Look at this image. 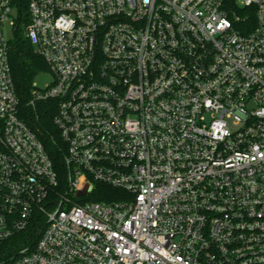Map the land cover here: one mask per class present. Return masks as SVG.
Here are the masks:
<instances>
[{"label":"built area","instance_id":"obj_1","mask_svg":"<svg viewBox=\"0 0 264 264\" xmlns=\"http://www.w3.org/2000/svg\"><path fill=\"white\" fill-rule=\"evenodd\" d=\"M27 1L62 165L0 0V243L38 238L10 264H264V0Z\"/></svg>","mask_w":264,"mask_h":264},{"label":"trees","instance_id":"obj_2","mask_svg":"<svg viewBox=\"0 0 264 264\" xmlns=\"http://www.w3.org/2000/svg\"><path fill=\"white\" fill-rule=\"evenodd\" d=\"M17 11L20 16V28L16 33V38L12 42L10 52V63L16 90L22 100V108L29 121L38 128L41 138L51 149L52 153L62 165V155L58 150L60 138L53 123L56 109L53 104H38L36 108L28 106L31 99V91L35 78L41 72H47L48 66L41 56H39L24 36V25L28 22V1L15 0ZM245 16V13H241ZM61 172H63L61 170ZM100 194L92 197L93 201L113 202L119 200L118 190L109 187H98ZM105 192L104 194H101ZM37 236L35 231L23 232L16 237L0 243V264H10L18 251L27 245L34 244ZM33 240V241H32Z\"/></svg>","mask_w":264,"mask_h":264},{"label":"rangeland","instance_id":"obj_3","mask_svg":"<svg viewBox=\"0 0 264 264\" xmlns=\"http://www.w3.org/2000/svg\"><path fill=\"white\" fill-rule=\"evenodd\" d=\"M14 15H15V17H17L18 16V12L15 11ZM4 30H5L6 35H7V37L9 39L15 40L16 35H15V32H14V30H13L12 27H10L9 25H7L4 28ZM51 79H52V76L49 73H47V72H41L35 78L34 83L39 88H45V86L50 83ZM232 129H234V128H232Z\"/></svg>","mask_w":264,"mask_h":264}]
</instances>
